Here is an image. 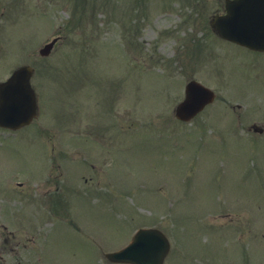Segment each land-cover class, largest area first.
I'll return each mask as SVG.
<instances>
[{
    "label": "rangeland",
    "instance_id": "1",
    "mask_svg": "<svg viewBox=\"0 0 264 264\" xmlns=\"http://www.w3.org/2000/svg\"><path fill=\"white\" fill-rule=\"evenodd\" d=\"M220 2L0 0V79L31 65L42 107L0 130V264H110L144 227L164 264H264V54L215 43ZM191 79L217 100L181 123Z\"/></svg>",
    "mask_w": 264,
    "mask_h": 264
},
{
    "label": "water",
    "instance_id": "2",
    "mask_svg": "<svg viewBox=\"0 0 264 264\" xmlns=\"http://www.w3.org/2000/svg\"><path fill=\"white\" fill-rule=\"evenodd\" d=\"M252 1L254 0H238L236 4H234V8L230 9L229 7V15L218 18L213 22V25L219 30L221 35L226 38H231L245 46L263 49L264 38L260 45L255 43L262 38V33L256 30L259 26L264 25V20H262V18L264 19V0H260V6L255 9L256 13H254V15L250 13L245 17V13L247 12L244 13V11L248 9L247 6H250ZM253 16H257V18ZM249 25L251 26L250 31L247 30ZM255 31L257 33H255ZM51 47L52 45L47 46L41 53L47 55ZM19 74L23 75L22 79L24 80L22 89L25 95H23L22 98L8 101L5 95H8L9 86L6 84L0 85V124H7L3 123L1 120L9 118V116H16V119L12 121L16 123L19 122L18 125L28 124L35 115V96L29 85V78L32 74V70L28 67L23 68L16 73V78ZM14 94L17 95L15 91L11 93V95ZM213 100L214 94L210 90L192 82L187 86L186 100L178 106L176 115L179 119L188 121L199 113L207 104L212 103ZM28 105L29 110L27 114L20 120L19 115L22 113V107ZM8 107H10V109ZM168 251L169 244L164 236L158 231L148 230L140 231L135 241L126 250L109 255L108 258L115 262H128L133 264H163Z\"/></svg>",
    "mask_w": 264,
    "mask_h": 264
},
{
    "label": "flooded vegetation",
    "instance_id": "3",
    "mask_svg": "<svg viewBox=\"0 0 264 264\" xmlns=\"http://www.w3.org/2000/svg\"><path fill=\"white\" fill-rule=\"evenodd\" d=\"M225 1V0H224ZM221 9H223L224 10V2L223 3H221Z\"/></svg>",
    "mask_w": 264,
    "mask_h": 264
}]
</instances>
